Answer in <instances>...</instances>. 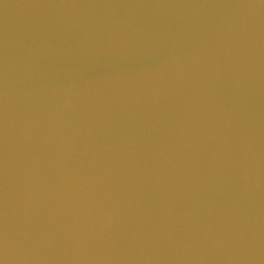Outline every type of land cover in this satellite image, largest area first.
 <instances>
[{
	"label": "water",
	"instance_id": "obj_1",
	"mask_svg": "<svg viewBox=\"0 0 264 264\" xmlns=\"http://www.w3.org/2000/svg\"><path fill=\"white\" fill-rule=\"evenodd\" d=\"M0 264H264V0H0Z\"/></svg>",
	"mask_w": 264,
	"mask_h": 264
}]
</instances>
